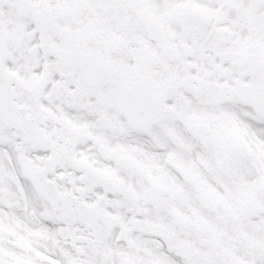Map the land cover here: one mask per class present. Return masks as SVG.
I'll use <instances>...</instances> for the list:
<instances>
[{
	"label": "snow or ice",
	"instance_id": "1",
	"mask_svg": "<svg viewBox=\"0 0 264 264\" xmlns=\"http://www.w3.org/2000/svg\"><path fill=\"white\" fill-rule=\"evenodd\" d=\"M0 264H264V0H0Z\"/></svg>",
	"mask_w": 264,
	"mask_h": 264
}]
</instances>
